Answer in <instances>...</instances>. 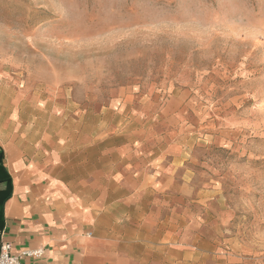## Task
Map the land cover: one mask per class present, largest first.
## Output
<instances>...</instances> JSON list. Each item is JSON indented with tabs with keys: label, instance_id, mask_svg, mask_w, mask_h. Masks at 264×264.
Listing matches in <instances>:
<instances>
[{
	"label": "rangeland",
	"instance_id": "rangeland-1",
	"mask_svg": "<svg viewBox=\"0 0 264 264\" xmlns=\"http://www.w3.org/2000/svg\"><path fill=\"white\" fill-rule=\"evenodd\" d=\"M183 91L199 264H264V0H0V98L72 121Z\"/></svg>",
	"mask_w": 264,
	"mask_h": 264
},
{
	"label": "crops",
	"instance_id": "crops-1",
	"mask_svg": "<svg viewBox=\"0 0 264 264\" xmlns=\"http://www.w3.org/2000/svg\"><path fill=\"white\" fill-rule=\"evenodd\" d=\"M187 96L173 102L183 108L173 116L158 101L144 114L115 99L72 121L56 105L0 98V146L13 182L0 245L43 248L23 264H199L211 256L193 237L198 204L213 198H193L185 169Z\"/></svg>",
	"mask_w": 264,
	"mask_h": 264
},
{
	"label": "built area",
	"instance_id": "built-area-1",
	"mask_svg": "<svg viewBox=\"0 0 264 264\" xmlns=\"http://www.w3.org/2000/svg\"><path fill=\"white\" fill-rule=\"evenodd\" d=\"M43 253V248L14 253L12 244L10 242H4L0 245V264H23L25 258L40 257Z\"/></svg>",
	"mask_w": 264,
	"mask_h": 264
},
{
	"label": "trees",
	"instance_id": "trees-1",
	"mask_svg": "<svg viewBox=\"0 0 264 264\" xmlns=\"http://www.w3.org/2000/svg\"><path fill=\"white\" fill-rule=\"evenodd\" d=\"M4 159H5V153L3 148L0 146V183L1 182L6 183V188L0 189V222L2 223L4 222L5 202L12 196V190H13L12 176L9 174L5 166Z\"/></svg>",
	"mask_w": 264,
	"mask_h": 264
},
{
	"label": "snow or ice",
	"instance_id": "snow-or-ice-1",
	"mask_svg": "<svg viewBox=\"0 0 264 264\" xmlns=\"http://www.w3.org/2000/svg\"><path fill=\"white\" fill-rule=\"evenodd\" d=\"M0 228H2V227H0Z\"/></svg>",
	"mask_w": 264,
	"mask_h": 264
}]
</instances>
